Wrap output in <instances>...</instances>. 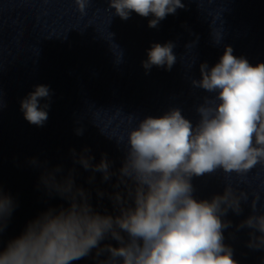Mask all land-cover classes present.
<instances>
[{
  "label": "water",
  "instance_id": "95a60500",
  "mask_svg": "<svg viewBox=\"0 0 264 264\" xmlns=\"http://www.w3.org/2000/svg\"><path fill=\"white\" fill-rule=\"evenodd\" d=\"M184 7L148 27L151 15L132 12L122 20L109 8L108 0H90L85 13L74 0H0V188L15 202V210L4 232L3 242L17 237L28 221L49 207L66 206L40 183L47 162L74 169L75 183L91 195L90 202L102 214H115L107 195L115 176L102 174L74 163L70 149H90L98 164L102 155L117 172L124 158L127 131L147 116L159 117L172 108L195 125L196 108L215 93L194 87L200 80L199 66H214L224 47L255 66L264 63V0H181ZM171 42L176 62L170 70L142 62L153 44ZM46 85L50 96L41 100L48 119L42 126L24 119L20 102ZM83 134L77 135L76 129ZM120 140V144L117 142ZM94 177L91 183L89 178ZM193 197L210 200L222 194L225 185L247 193L239 213L231 209L221 217L230 222L223 229V243L232 249L237 264H264V248L248 247L253 229L240 227L253 214L264 213V163L243 174L214 173L192 177ZM256 235L260 233L256 232ZM106 244L117 246L111 238ZM106 255V254H105ZM104 259V257H100ZM73 264H98L95 254Z\"/></svg>",
  "mask_w": 264,
  "mask_h": 264
},
{
  "label": "clouds",
  "instance_id": "9594fccd",
  "mask_svg": "<svg viewBox=\"0 0 264 264\" xmlns=\"http://www.w3.org/2000/svg\"><path fill=\"white\" fill-rule=\"evenodd\" d=\"M74 3L84 14L90 0ZM108 4L122 20L132 12L151 15L150 28L184 7L181 0H108ZM173 47L171 42L153 44L142 66L170 70L176 62ZM199 70L201 78L192 80L193 86L215 96L206 97L196 108L199 120L195 125L178 108L140 119L126 133L124 158L117 172L110 170L106 155L93 164L87 147L80 153L70 149L74 163L101 173L103 181L115 176L112 192L97 189L98 197L107 195L115 214H102L93 207L90 193L75 183L74 169L61 174V166L50 169L47 162L34 158L31 163L42 169L40 183L66 206L47 208L5 244L4 232L16 205L0 188V264H73L93 253L98 264H237L232 249L223 243L222 230L230 222L221 217L229 209L239 213L247 193L237 194L225 185L222 194L197 200L191 179L217 170L243 174L264 163V63L252 66L226 45L214 66L202 63ZM49 96L46 85H37L21 100L27 122L43 125L49 104L41 106V100ZM75 131L83 134L82 128ZM256 199L251 203L253 214L240 227L254 230L248 247L261 249L264 213L255 214ZM109 238L117 246L104 243Z\"/></svg>",
  "mask_w": 264,
  "mask_h": 264
}]
</instances>
